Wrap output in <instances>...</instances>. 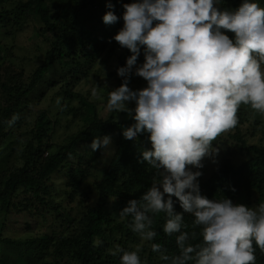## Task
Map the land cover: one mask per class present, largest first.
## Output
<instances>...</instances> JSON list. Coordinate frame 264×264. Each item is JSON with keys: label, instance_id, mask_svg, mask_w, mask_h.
Returning a JSON list of instances; mask_svg holds the SVG:
<instances>
[{"label": "clouds", "instance_id": "9594fccd", "mask_svg": "<svg viewBox=\"0 0 264 264\" xmlns=\"http://www.w3.org/2000/svg\"><path fill=\"white\" fill-rule=\"evenodd\" d=\"M221 3L131 0L120 17L111 3L102 16L107 25L123 21L112 39L131 52L116 69L122 82L108 92L106 110L134 121L122 130L125 139L148 134L151 148L140 152L138 162L156 170L147 191L128 200L119 215L131 217L130 227L142 241H152L158 234L151 214H165L163 232L178 233L179 254L167 255L160 243H152L151 250L167 264H256V248L264 251V202L247 206L223 196L208 199L199 189L202 173L188 167L202 168V159L218 151L212 141L237 125L241 104L264 114V7L259 0H241L231 10L220 9ZM140 46L144 60L137 64ZM133 74L146 81L144 88L128 87ZM88 147L115 151L110 135L94 137ZM176 202L200 227V243H188L197 233L182 231L188 226L175 211ZM139 252L140 245L134 251L116 245L112 255L121 253L120 264H144Z\"/></svg>", "mask_w": 264, "mask_h": 264}, {"label": "trees", "instance_id": "16d2710c", "mask_svg": "<svg viewBox=\"0 0 264 264\" xmlns=\"http://www.w3.org/2000/svg\"><path fill=\"white\" fill-rule=\"evenodd\" d=\"M64 1L68 2H59L56 5L52 3L51 7L45 0H0V142L4 136L9 135L14 140H11L13 144L19 143L25 148L21 151L22 158L17 160L21 161V165L16 162L13 168L7 169L0 176L3 180L2 188L0 186V204L4 206V200L9 195L14 196L21 188L24 194L37 198L39 206H42V210L47 214L68 210L70 206L67 207L62 200L51 197V185L48 183L51 176L59 174L65 179V184L70 181L71 186L78 187L79 183L91 174L88 168L91 162L88 163L87 159L94 160V156L101 151L99 148L93 151L88 147L91 140L97 136L110 135L115 151H112L103 174L100 177L94 175L95 199L84 204L82 201L86 196L80 195L78 210L73 206V209L80 213L78 217L70 219L67 218L68 213H60L61 225L66 223L65 227L51 230L50 233L43 229L36 237L28 241L21 239L19 242L25 243L31 251L33 249L32 253L36 258L42 259L41 264H119L120 253L112 255L116 245L125 249V244L140 243V236L130 227V216L118 221L105 211L103 203L112 198L121 210L128 200L139 199L151 186L156 170L146 162H138L141 160L140 152L148 149L146 144L138 139L127 140L122 136V130L134 123L130 117H99L95 105L79 93L84 106L80 113L84 126L69 137L67 142L58 145L52 144L51 131L56 119L69 106L77 84L90 71V63L98 61V50L101 47L111 45L113 48L125 49L127 57L131 55L127 48L121 47L112 39L123 25L121 20L118 19L111 25L102 21V16L109 11L106 4L114 5L111 10L119 16L124 11L120 5L130 3L131 0H107L105 3L103 0ZM259 2L264 7V0ZM228 3L232 8H237L241 0H228ZM220 8L227 7L222 5ZM32 17L37 21L36 31L42 37L45 48L33 71L25 73L8 60L13 54L8 43L4 44L2 41L8 35L21 31L27 19ZM224 31L228 35L231 33ZM142 57L144 48L140 46L138 59ZM51 71H55V75L48 79ZM121 82L120 77L114 88ZM42 86L45 87L40 90ZM46 98L55 106L54 110H48V114L53 116L52 121L43 117L41 110L35 108L36 104ZM107 99L108 95L106 101ZM34 100L36 104H33ZM238 110L241 112V109ZM240 120L246 121L244 113ZM248 133L253 135L251 131ZM232 137L236 140L234 149L245 150L248 158L240 164H234L231 158L223 157L207 177L198 179L200 193L208 199H220L223 196L234 203L239 201V197L247 199L252 192L263 194L264 145L246 143L248 134L239 129ZM83 150L90 153L89 157L84 158ZM55 187L56 194L58 187ZM74 194L75 192L67 196L68 201L72 202ZM173 200L176 198L173 197ZM80 202L82 207L78 204ZM174 209L183 213L178 202L174 203ZM151 215V227L158 235L152 241H145L150 243L149 247L144 244L147 255L140 258H146L149 264H157V259L159 264H167L160 259L159 252L151 250V244L160 243L167 255H178L179 249L175 243L178 233L166 235L163 232L166 220L163 212ZM183 215L184 223L188 227L182 228V231L197 233L195 239L190 236L188 243H200L201 229L193 226L194 217L187 213ZM71 224L73 226L69 228ZM97 239L101 241L98 246L95 243ZM10 240L0 234V241L11 244ZM111 244L114 245L112 251ZM28 245L32 246V249ZM256 258V264H264V251L256 248ZM6 261V257H0V264H7Z\"/></svg>", "mask_w": 264, "mask_h": 264}, {"label": "rangeland", "instance_id": "374dc122", "mask_svg": "<svg viewBox=\"0 0 264 264\" xmlns=\"http://www.w3.org/2000/svg\"><path fill=\"white\" fill-rule=\"evenodd\" d=\"M103 1L105 3L107 0ZM45 2L47 5L52 7L53 4L56 5L59 2L66 4L68 1L45 0ZM69 4L72 3L69 2ZM222 5H226V9L229 10L235 9L232 8L231 4L228 3V0H222L221 5L218 7L220 8ZM120 7L121 9L123 8L122 5H120ZM120 15L118 17H120ZM35 23H37V21L34 19V17L27 19L21 31H18L13 35H8V37H6V39L3 38L2 41L4 44L8 43L11 48V54H13L8 60L17 65V69H23L25 73L33 71V69L39 63L40 55L42 56L45 48V43L42 40V37H40L36 31ZM121 23L123 24L122 20ZM225 34L228 35L227 33ZM233 35V33H230L228 36L231 39ZM142 47L144 48V46ZM98 51L100 53V56H98V61L96 63H90L91 69L87 76L82 79L79 84H77L75 93L70 98L69 106L66 107L63 113L56 119L55 126L51 131V142L53 145L67 142L69 137L78 132L82 125L84 126L85 123L83 118L80 117V113L82 112V108L84 106L80 100L81 96L79 94H81L85 100L95 105L99 117L107 118L112 116L114 119L129 118L127 113L108 112L106 110V98L108 92L110 89H113L120 80L116 69L118 67L124 66L126 62L127 55L125 49L113 48L111 45H107L105 47H101ZM143 60L144 57L138 59L137 64L143 63ZM53 75H55V71H51L48 79ZM45 84L46 82L43 85ZM105 85H107L108 88ZM145 86L146 81L142 77L136 76L134 74L130 76L128 83V87L130 89H142ZM44 87L45 86H42L40 90H43ZM94 90L96 95H93ZM31 97H33V95H31ZM36 103L37 102L34 100L33 104ZM129 107H134V102L130 103ZM35 108L36 110H41L43 117L49 119L50 121L53 120V116L48 114V110L49 108L54 110L55 106H53L49 98L40 101L39 104H36ZM239 109H241V112H239V110L237 111V125L234 128L221 133L216 138L217 140L212 141V146L218 149V151L215 154L206 156L202 159V168L196 169L192 166H188L192 168L193 171L198 170L202 173L198 179L207 177L218 166L220 160L223 157H227L228 159L231 158V161L234 164H240L248 158V153L245 150L234 149L236 140L232 137V135L237 132V129H239L241 132L245 131L248 134V137L245 139L246 143L256 144L258 146L264 145V114L253 109L250 105L241 104ZM242 111L246 119L244 122L240 120V118L243 116ZM47 126L51 127L52 125ZM248 131H251L253 135L250 136ZM137 139L142 143H145L148 149L151 148L147 133L139 134ZM11 140H13V138L9 135H6L0 142V176L4 174L7 169L13 168V165L16 162H20L19 165H21V161L17 160L22 158L21 151H24L25 148L19 143L13 144ZM113 146L114 143L112 142V148ZM111 153V150H101L94 156V160H92V158L87 159L88 163L91 162V164L88 165L91 174L83 179L79 183L78 187L71 186L70 181L65 184V179L59 174H53L51 176V179L48 182L51 185H49L52 194L51 197L53 199L62 200L67 207L70 206L68 210L60 211L58 214L53 211L47 214L46 211L42 210V206H39L38 200H36L37 198L24 194L21 188L17 190L14 196L9 195L4 200V206L0 204L2 208L0 210V234H2V237L4 238H10L11 244H6L3 241H0V257H6L7 264H41L42 259L36 258L34 253H32V246L28 245V247L32 249L31 251L27 248L25 243L19 241H21V239L28 241L29 239L36 237L43 229H45V232L50 233L51 230H60L61 228L65 227L67 225L66 223L61 225V219L59 218L60 213H68L67 218L70 219L72 217H78L80 213L75 209L78 207L77 202L80 199V195L83 194L86 196V198L82 201L84 204L89 203V201L92 202L95 199L94 178L100 177L103 174L106 165L109 162ZM83 155H85L84 158H87L89 157L90 153H87V151L85 152V150H83ZM2 182L3 180L0 178L1 188ZM55 186L58 187V193L56 194ZM74 192L75 194L72 202L68 201L67 196H71ZM29 199L32 200L29 201ZM82 202L78 203L80 207H82ZM261 202H264V191L261 195L257 194L256 192H252L245 200L244 198L241 199L239 197V201L234 202V204L239 203L245 204L247 206H255ZM15 204L17 206L13 207ZM73 206L75 209H73ZM103 207L105 211L110 213L116 220L120 221L124 219V217L119 215L120 209L112 198L106 200L103 203ZM6 212L8 215H6ZM70 226L73 225H69V228ZM12 240H14V242H12ZM139 242L142 244H125L124 250L134 251L137 245H140L139 256L141 257L142 255H147L144 244L149 247L150 243L142 241L141 238L139 239ZM113 248L114 245L111 244L110 251H112ZM141 260L144 261V264H149L146 262V258H141ZM159 262L160 261L158 259L155 260V263L159 264ZM118 263L120 264V259H118Z\"/></svg>", "mask_w": 264, "mask_h": 264}]
</instances>
